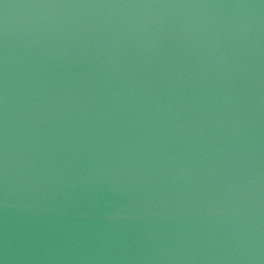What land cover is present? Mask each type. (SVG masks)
<instances>
[{
    "label": "water",
    "instance_id": "obj_1",
    "mask_svg": "<svg viewBox=\"0 0 264 264\" xmlns=\"http://www.w3.org/2000/svg\"><path fill=\"white\" fill-rule=\"evenodd\" d=\"M0 264H264V0H0Z\"/></svg>",
    "mask_w": 264,
    "mask_h": 264
}]
</instances>
